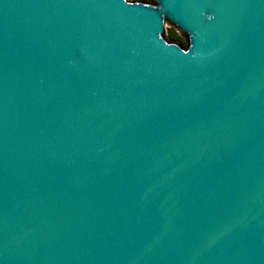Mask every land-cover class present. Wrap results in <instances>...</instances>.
<instances>
[{
	"label": "water",
	"instance_id": "1",
	"mask_svg": "<svg viewBox=\"0 0 264 264\" xmlns=\"http://www.w3.org/2000/svg\"><path fill=\"white\" fill-rule=\"evenodd\" d=\"M151 1L0 0V264H264V0Z\"/></svg>",
	"mask_w": 264,
	"mask_h": 264
},
{
	"label": "rangeland",
	"instance_id": "2",
	"mask_svg": "<svg viewBox=\"0 0 264 264\" xmlns=\"http://www.w3.org/2000/svg\"><path fill=\"white\" fill-rule=\"evenodd\" d=\"M127 2L138 1L142 3L152 4L151 0H126ZM163 33L162 38L168 43H174L179 47L186 49L188 47V40L185 34L167 20H163Z\"/></svg>",
	"mask_w": 264,
	"mask_h": 264
}]
</instances>
